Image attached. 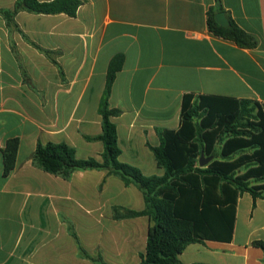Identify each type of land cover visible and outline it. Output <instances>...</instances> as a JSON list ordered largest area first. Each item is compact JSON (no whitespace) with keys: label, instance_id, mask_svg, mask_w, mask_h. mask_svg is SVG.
I'll return each instance as SVG.
<instances>
[{"label":"crops","instance_id":"0c3cea01","mask_svg":"<svg viewBox=\"0 0 264 264\" xmlns=\"http://www.w3.org/2000/svg\"><path fill=\"white\" fill-rule=\"evenodd\" d=\"M18 0H0L11 10ZM50 2L53 0H39ZM75 17L0 14V264H96L76 239L107 264H139L148 217L116 220L113 208L143 210L145 199L104 171L70 180L36 167L40 143H65L78 159L102 161L99 107L110 62L124 64L109 98L119 109L121 162L162 175L151 147L160 132L178 130L185 95L251 101L264 111V0H80ZM223 8L257 39L254 48L214 35L209 12ZM216 13V14H217ZM19 140L15 169L5 175L4 149ZM257 183H252L256 185ZM264 197L242 194L233 239L189 245L183 264H264Z\"/></svg>","mask_w":264,"mask_h":264},{"label":"trees","instance_id":"16d2710c","mask_svg":"<svg viewBox=\"0 0 264 264\" xmlns=\"http://www.w3.org/2000/svg\"><path fill=\"white\" fill-rule=\"evenodd\" d=\"M221 0H217L220 4ZM80 0H18L11 10L0 14L9 25L22 11L34 14H66L75 17ZM221 6L209 12V30L242 48H254L257 39L235 22L224 28L216 22ZM124 64L118 55L109 65L106 87L99 107L102 134L87 137L102 141V161L78 159L75 150L65 143H40L32 160L36 167L65 180L77 171H104L119 177L126 186L138 187L145 199L143 210L122 206L113 208L116 220L148 217L150 228L146 252L139 264H183L179 256L194 243L206 240L230 242L233 239L237 201L244 193L264 197V111L251 101H235L218 97L185 95L178 130L160 132L161 143L151 147L162 175H144L138 168L121 162L117 126L113 118L119 109L110 107L109 98L116 76ZM19 140L8 141L4 149L5 175L16 165ZM213 158L202 167L200 161ZM252 183H257L252 185ZM80 255L96 264H107L101 255L88 254L74 233ZM264 249V243L256 242Z\"/></svg>","mask_w":264,"mask_h":264},{"label":"water","instance_id":"95a60500","mask_svg":"<svg viewBox=\"0 0 264 264\" xmlns=\"http://www.w3.org/2000/svg\"><path fill=\"white\" fill-rule=\"evenodd\" d=\"M215 18H216V22H217L220 26H222V27H224V28H228V27L231 26V22H230V20H229L227 14H226L225 12H219V13H217L216 16H215ZM212 160H213L212 157H211V158H208V159H205V158H204V155H202V158H201V161H200V165H201L202 167H204V166H206L208 163H210Z\"/></svg>","mask_w":264,"mask_h":264}]
</instances>
